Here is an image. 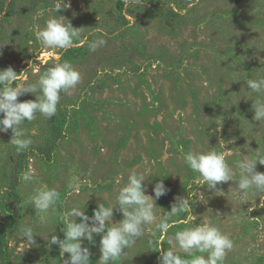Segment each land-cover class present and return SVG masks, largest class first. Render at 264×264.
I'll use <instances>...</instances> for the list:
<instances>
[{"label":"rangeland","instance_id":"1","mask_svg":"<svg viewBox=\"0 0 264 264\" xmlns=\"http://www.w3.org/2000/svg\"><path fill=\"white\" fill-rule=\"evenodd\" d=\"M55 3L0 0V69L11 66L20 74L17 83L33 84L59 57L81 73L72 94L61 93L56 115L37 113L21 125L33 141L28 149L17 153L11 130L0 133V264H64L70 254L62 257L59 245H48L51 235L64 239L62 214L76 206L92 216L100 203L114 205L132 172L147 174L146 194L153 198L161 179L170 189L156 201L151 227L188 192L193 219L185 223L189 213H181L167 233H146L113 264H159V247L149 241L166 250L169 237L206 220L234 241L224 264H264V208L249 213L252 202L241 204L230 191L234 182L217 185L215 193L184 163L189 150H230L226 160L239 179L236 161L264 155V122L253 119L252 107L264 92L246 85L264 78V0H142L127 8L124 0H70L58 13ZM60 15L81 28V40L106 43L95 51L79 41L67 50L43 47L34 26ZM221 139L228 141L225 149ZM29 167L34 179L25 182ZM74 176L79 193L69 186ZM43 188L60 193L55 212L38 213L30 204ZM250 198L258 205L264 193ZM122 219L117 206L113 222ZM26 226L36 235L29 248L21 242ZM102 235L83 241L90 264H98Z\"/></svg>","mask_w":264,"mask_h":264},{"label":"clouds","instance_id":"2","mask_svg":"<svg viewBox=\"0 0 264 264\" xmlns=\"http://www.w3.org/2000/svg\"><path fill=\"white\" fill-rule=\"evenodd\" d=\"M139 3H142V0H124L126 8ZM70 6V0L68 2L56 0L53 11L58 13L61 9H68ZM38 15L42 16L43 11ZM34 27L36 41L45 48L67 50L73 46L74 42H88L87 37L81 40V28H74L72 23L62 15L49 18L43 28L38 24ZM105 43L102 37H97L88 42V47L91 51H95ZM19 79L20 74L18 75L13 67L0 69V133L11 130L12 138L9 143L15 147L17 153L28 149L33 142L21 125L25 123V120L33 121L37 113L47 119L56 115L61 93L71 95V90H74L81 81V73L70 62H59L57 57L54 66L47 68L36 83H17ZM246 85L250 92L258 94L264 92V78L248 79ZM38 90L40 94H36ZM28 93L34 94L36 98L23 102L18 99ZM252 107L253 119L264 122V99L258 98ZM227 142L221 139L219 142L221 148L225 149ZM228 154L230 150L217 151L215 148L207 152L189 150L184 155V163L199 174L197 183L206 185L207 189L215 193L220 191L217 185L234 182L235 187H232L230 191L234 199L241 204L252 202V206L248 209L249 213L257 207L264 208V198H260L258 205L256 200L253 204L250 198L258 193H264V172L257 170L258 163L264 165V155L244 154L242 159L236 161V168L239 170V179H237L236 172L226 160ZM22 179L25 182L32 181L34 170L29 167ZM147 179L145 172H132L128 176L126 185L121 187L116 203L107 207L100 203L92 216L86 215L85 209L71 207L61 217L66 225L64 239L51 235L50 239L48 238L49 247L59 245L62 257L70 254L64 260V264H90L91 253L88 247L82 246L83 241L93 242L94 235L103 234L100 240L101 255L98 264H113L114 261L126 255L127 250L146 233H150L153 237L157 232L167 233L175 223L173 218L181 213H189L185 223L193 219L190 210L194 196L188 192L186 197H175L171 210L164 213L163 217L155 223L154 228L151 227L156 219L154 211L157 208L156 201L168 194L170 189L161 179L154 185L153 198L152 195L146 194L144 181ZM80 184V178L74 176L69 186L74 192L79 193ZM59 200L60 193L56 188L37 189L35 194L29 197L30 204L38 213H48L50 209L55 212ZM117 206L123 219L114 223V209H117ZM77 218H80L79 222ZM35 236L31 226L24 227L21 230L22 244L27 245L28 248L35 246ZM168 244L169 247L162 250L158 242L149 241L150 247H159V264H224L228 252L234 248L233 239L207 220L202 224L176 232L174 238L169 237ZM180 252L186 253L191 258H185L179 254Z\"/></svg>","mask_w":264,"mask_h":264},{"label":"trees","instance_id":"3","mask_svg":"<svg viewBox=\"0 0 264 264\" xmlns=\"http://www.w3.org/2000/svg\"><path fill=\"white\" fill-rule=\"evenodd\" d=\"M7 216L11 217V214L10 212H4ZM4 222L2 219H0V247H1V244H2V239H3V235H4Z\"/></svg>","mask_w":264,"mask_h":264}]
</instances>
